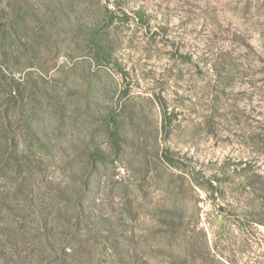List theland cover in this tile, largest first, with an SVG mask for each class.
Segmentation results:
<instances>
[{"label":"rangeland","instance_id":"374dc122","mask_svg":"<svg viewBox=\"0 0 264 264\" xmlns=\"http://www.w3.org/2000/svg\"><path fill=\"white\" fill-rule=\"evenodd\" d=\"M0 264H264V0H0Z\"/></svg>","mask_w":264,"mask_h":264},{"label":"trees","instance_id":"16d2710c","mask_svg":"<svg viewBox=\"0 0 264 264\" xmlns=\"http://www.w3.org/2000/svg\"><path fill=\"white\" fill-rule=\"evenodd\" d=\"M112 139H113V143H114L115 149L117 150L118 149V146H119V143H118L119 136H118L117 131H114L112 133ZM49 243L51 244V246H54V242L49 241Z\"/></svg>","mask_w":264,"mask_h":264}]
</instances>
